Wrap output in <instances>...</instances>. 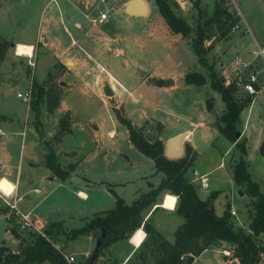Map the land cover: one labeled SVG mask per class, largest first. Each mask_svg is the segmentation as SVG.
<instances>
[{
	"label": "rangeland",
	"instance_id": "obj_1",
	"mask_svg": "<svg viewBox=\"0 0 264 264\" xmlns=\"http://www.w3.org/2000/svg\"><path fill=\"white\" fill-rule=\"evenodd\" d=\"M84 1L0 0L3 7L6 6L10 11L9 22L0 11V30L5 36L14 33V41L21 37L30 38L36 34L40 35V38L47 36L45 33L47 27L54 33L57 40L60 35L65 38L63 25L74 32L70 20H80L84 25L86 23L91 27L93 35L95 33L109 37L107 42L99 39L101 47L90 42L85 45L91 55L98 59L106 70L97 66L90 76H75L78 81H75L72 76L64 75L65 67L58 66L57 63L53 66L59 68L50 75L51 71L47 67L44 50L40 44H35L33 48L29 45H18V52L22 55L17 53L15 45L6 48L3 61L0 63V115H9L14 120L10 122V125L12 124L15 128L13 131H18V135L15 136V145L10 146V149L13 151V164L19 165V167L16 166L17 170L19 168L17 179L16 171L11 178H7L11 182H17L19 195L25 189L35 187L40 189L39 192L31 191L21 200L19 199L18 210L22 213H29L26 211L32 207V203L40 201L34 213H30L31 217L44 223L61 222L68 229L76 228L84 223L81 217L88 216L89 219L97 211L112 208L117 196L131 203L138 194L147 192L151 186L160 183L163 173L155 169L154 162L149 156L130 143L127 127L116 116L114 111L116 108L121 110L122 116L132 125L141 127L146 138L153 140L160 137L164 148L168 143V149H163L166 157L179 158L185 153V144L192 146L196 151V156L186 168L185 177L194 184L197 194L203 199L210 191L216 190L217 194L213 198L215 213L221 215L228 206L229 221L234 229L242 227L246 232H250V213L253 212L251 198L242 187H238L234 182L232 166L242 156L246 164H249L251 176L254 179L258 178L264 184V169L256 166L254 161L258 156L254 142L261 133L264 134V84L260 85L264 83V63H261L260 59L255 61L258 64L256 68L258 83L255 87L259 90L256 94L246 92L243 83L253 68L249 65L244 67L241 62L239 72L235 68L233 71V62L238 58L233 57L234 51L231 49V44H227L224 37L236 28L234 31L236 35L231 34L232 42L239 40L238 34H244L246 39L253 43L251 32L258 37L260 42H264V0H247V2L235 0L236 6L231 0H190V2L185 0L184 8H181L176 1L179 5L178 13L190 26L189 36L174 32L167 26L165 30L146 29V26L138 24V22L144 23L145 19L141 17L131 19L120 10L119 6L123 0H87V4ZM146 1L150 5L149 22L157 23L162 20L155 0ZM216 8L230 11L236 24L239 22L241 13L249 29L246 28L245 32L246 26L242 22L240 25L244 27L240 26L239 32L236 31L238 26H234L221 36L215 24L206 22ZM100 12L108 16L106 23H98L97 18ZM250 22H253V25ZM198 29L204 30L208 35L204 44L206 46L211 44V48L205 55L206 59L213 64L215 72L218 74L224 72L221 76L225 84L227 80L231 81L239 76L242 84L238 89V96L241 98L248 94L254 96L253 105L250 109L244 108L241 111L236 123L237 132L241 133L237 141L245 140L244 154L235 142H231L219 128L222 123L218 117L225 104L220 93L211 87L208 70L206 66L198 62L197 55L190 45L191 38L196 36ZM144 37L147 39L142 43ZM218 39L222 41L218 42ZM115 48L116 50L122 49L124 52L116 55ZM228 48L232 52L225 57L222 54L228 53ZM32 52V59H37L34 68L28 63V54ZM101 55L105 57L104 60H100ZM219 57L221 60L218 59ZM130 59H137L135 61L139 65L150 71L153 70V62L157 61L171 74L166 77L154 76L150 71L140 70L131 65L124 69L123 64L131 62ZM190 71L202 73L206 77V82L203 84L187 83L184 76ZM158 79L164 80V83L156 84ZM32 82L39 83L47 89L38 113L31 108L30 103L16 96L18 91L24 90ZM106 83L114 92L112 96H107L103 92ZM69 84H81L89 90L86 93L77 91L65 93V88ZM56 90L60 92L58 96L54 94ZM64 97L66 100L69 99V102L71 101L72 112L58 110ZM55 99H57V105L52 107ZM208 102L211 104L210 107ZM61 120L68 126L69 131L71 128V131L64 132L61 136L62 139L60 138L61 141L57 148L62 152L57 154L58 157L55 155L56 161L61 163L62 168H66L64 165L66 161L75 164L74 169L66 178L61 179L56 176L55 182H52L47 178L51 174L49 169L44 165L31 166L29 159L34 162L42 160L43 149L38 145L39 140L46 153L45 143L51 145L56 151L54 145L58 142L57 134L62 131ZM5 125L6 123L0 119V128L4 132L7 129ZM23 130L25 132L24 147H22L21 132ZM186 130H191V133L189 138L186 136L182 140L181 153L171 154L170 137L175 133L186 132ZM66 152H73V154L66 157ZM59 181L65 184L64 187L56 186ZM28 183H30L29 186ZM67 188L87 189L90 193L88 203L95 200L99 206L92 208L93 206L88 204L85 211L80 210L79 203L73 199L77 197L72 194V189ZM239 190H242V193ZM46 194L48 196L44 198ZM4 200L10 201L11 199L0 193V207L5 206L10 210ZM175 201V195L166 193L163 197V192L160 193L156 204L161 202V207L152 217L157 228L153 226L170 242L175 239L177 227L184 222L181 215L174 210L169 211L176 206ZM22 208L27 210H22ZM5 217V214L0 212V243L13 248L18 238L9 229H5L7 224ZM10 218L12 220L8 218L10 224L8 227L12 225L15 230L19 231V235L23 236L24 243L18 246L21 250L25 243L33 240L35 231L22 230L19 224L15 223L12 215ZM36 222L42 231L48 226L42 225L37 220ZM84 238L86 237L78 236L70 239L64 250L66 254L71 251L75 252L71 254L76 259L74 264H89L90 262V259L87 261V257L80 253L87 247ZM94 238L96 242L97 237ZM50 239L55 242L56 236ZM258 239L262 240V236ZM141 240L142 234H139L134 242L139 243ZM119 244L124 245L125 242L119 241ZM111 246L112 244L103 247L99 253L101 255L97 256L92 264H105L108 256L111 255ZM119 246L115 248L116 255H122ZM232 253L231 244L216 241L211 243L195 260L196 264H231L234 260L238 264ZM119 262L120 264L126 262V264H131V260L124 263ZM41 264H46V262ZM260 264H264V253L261 254Z\"/></svg>",
	"mask_w": 264,
	"mask_h": 264
},
{
	"label": "trees",
	"instance_id": "obj_2",
	"mask_svg": "<svg viewBox=\"0 0 264 264\" xmlns=\"http://www.w3.org/2000/svg\"><path fill=\"white\" fill-rule=\"evenodd\" d=\"M155 3L172 31L189 36L190 26L178 13L179 5L175 0H155ZM206 22L215 24L221 36L236 24L235 18L224 8H216ZM207 39L206 32L198 29L196 36L191 38L190 45L197 55L198 62L206 66L211 87L220 93L225 104L224 110L218 117L222 123L219 128L231 142H235V145L244 154L245 140L237 141L239 137L236 136L238 131L236 123L241 111L252 102L253 95L248 94L241 98L237 94L241 85L240 81L235 78L225 84L221 74L215 72L213 64L209 63L205 56L211 48V44L208 46L204 44V40ZM10 45H12L10 41L0 37V63L3 61L6 48ZM50 75L52 74L50 73ZM184 80L187 83L203 84L206 82V77L200 72L190 71L185 74ZM163 83L162 79L156 80L158 85ZM31 84L33 98L30 101V106L38 113L47 89L36 82ZM59 93L57 90L54 92L55 96H58ZM56 105L57 99L54 100L52 107ZM208 106H211L209 102ZM114 111L126 125L130 143L153 160L155 169L162 172L163 177L157 186H151L147 192L140 194L131 203H126L123 198L117 196L112 208L94 214L80 227L63 232L66 238L74 239L80 235L92 233L98 239L104 230L105 237L97 253L100 256L99 253L103 247L122 239H128L137 229L142 228L145 237L127 260H131V264H196L195 258L216 241H225L232 245V256L238 261V264H260L261 254L264 253V193L259 184L251 179L247 164L242 156L233 164L232 171L234 182L242 187L251 198L253 212L250 213V232H246L242 227L234 229L229 221L228 206L221 215L215 213L213 198L217 194L216 190L210 191L203 199L197 194L194 184L185 177L186 168L196 156V151L192 146L185 144L183 156L168 158L163 153L164 145L160 137L149 140L143 135L141 127H135L122 116L121 110L114 108ZM60 125L62 131L57 134V140L68 130V126L62 120ZM45 147L47 149L45 165L51 169L54 175L61 179L66 178L74 165L69 164L66 168L60 167L56 161L53 147L48 143H45ZM257 151L264 157V139L259 144ZM162 192L176 196L174 211L184 218V222L175 231L173 242L164 238L150 220L144 217L145 209L155 206L157 196ZM7 211V207H0V212ZM59 227L60 222L48 224L43 230L44 235L35 232L33 240L25 243L21 250L18 248L15 252L0 244V264H41L45 261L50 264H67L50 239L54 232L59 231ZM9 230L19 239V244L24 243L23 236H20L13 226L9 227ZM139 234L142 233H137L134 239H137ZM259 236H262V240L258 239ZM93 252L94 248L87 261ZM108 264L120 263L114 260Z\"/></svg>",
	"mask_w": 264,
	"mask_h": 264
},
{
	"label": "crops",
	"instance_id": "obj_3",
	"mask_svg": "<svg viewBox=\"0 0 264 264\" xmlns=\"http://www.w3.org/2000/svg\"><path fill=\"white\" fill-rule=\"evenodd\" d=\"M93 1V0H92ZM130 1V0H123L119 6L120 10L124 12V7L125 5L127 4V2ZM145 2V5H146V14L145 15H142V16H128L131 17V19H134V18H143L145 19L144 20V23H141V22H138L139 25H143V26H146L145 28H158V29H166L165 27L167 26L169 29V25L166 23V21L164 20V18L162 17V20H160L159 22L157 23H150L149 22V18H148V13L150 12V5L148 3V1L146 0H143ZM179 3V5L181 6V8H184L185 6V0H175ZM187 1V0H186ZM243 2H247V0H242ZM190 2V0L188 1ZM85 4H87V0L84 1ZM0 11L3 12L4 14V17H6V20L7 22L10 21L9 19V9L4 6L3 7V3H0ZM230 12V11H229ZM125 13V12H124ZM239 16V14H238ZM241 17V18H240ZM61 20H62V16H60ZM99 18V17H98ZM98 18H97V21H98ZM71 21V25H72V29L74 30V32L70 31L67 29V27L65 25H63V30H64V33L66 34L65 35V38L63 35H60V37L58 38V40L56 39V37L54 36V33L50 30L49 27H47L45 33L47 36H43L40 38V35L36 34L35 36H32V37H28V38H25V37H21L19 38L18 40H13V37H14V33L10 34V35H7L5 36L4 33L0 30V37L6 39L7 41H10L11 44L14 46H17V45H29V46H33L35 44H40L42 46V49L44 50V55H45V58H46V64H47V67L48 68H51V67H54L55 68V71L59 68L57 66H53L54 63H57L58 66H62V67H65V73L64 75H69V76H72L74 78L75 81H78V78H76L75 76H83L85 77L86 75L90 76V74L96 70L97 66H101L102 68L105 69V67L100 63V61L96 58H94L91 53L88 51V49H86V46L87 43H92L96 46H100L101 47V43H99V39H102V41H106L109 40V37H106V36H100L98 34H95L94 35L92 34L91 32V27L87 26V24L85 23L82 24V22L80 20H70ZM108 21V16H107V19L103 22H99V24H103V23H106ZM238 24H235V26H238V30H236L237 32H239V29H240V26H243V25H240V23L243 22V24L246 26L245 27V32H246V28L249 29L248 25H247V22L246 20L242 17L241 13H240V16H239V20H238ZM251 21V20H250ZM251 24L253 22H250ZM253 25V24H252ZM251 25V26H252ZM244 27V26H243ZM234 28V27H233ZM232 29V28H231ZM236 28L232 29V31L230 32V34H228L227 36L224 37V40L225 42H227V44H231V49L232 51H234V55L233 57H236L238 58V60L240 62H243L245 64H249V66H252V70H256L258 64L255 62L256 59H260L255 51H256V48L258 45H263L264 42H260L258 37L254 35V33L251 32V37H252V41H249L246 39V37L244 36V34H238V38L239 40L237 42H232L231 41V34H235L234 31H235ZM250 32V31H249ZM236 35V34H235ZM236 37V36H235ZM214 38V37H213ZM42 39V40H41ZM147 39L146 37H144L142 43L144 42V40ZM129 40V39H127ZM134 40H137V39H134ZM217 41V40H216ZM222 41V39H218V42ZM231 41V43H229ZM142 43L140 45H142ZM249 45H251L249 47ZM57 50L55 52H51L50 50ZM117 48H115V54L116 55H120V53H123L124 51L122 49H118L116 50ZM228 53H224L222 55H225V57L227 56V54H231V50L228 48L227 49ZM33 53V52H32ZM83 55V56H81ZM165 56H167V54H165ZM224 57V56H223ZM224 57V58H225ZM29 58V57H28ZM105 57L103 55H101L100 57V60H104ZM219 60L220 57L218 58ZM30 60V58H29ZM34 60L35 62V66H36V62H37V59H32ZM132 60L131 62H127L125 64H123V68L124 69H127L128 66H132V67H137L138 69H143V70H146L144 66H141L139 65V63H137L135 60L137 59H130ZM236 59L234 60L233 62V71H234V68L236 69L235 67V64H236ZM261 61V60H260ZM262 63V61H261ZM153 72L150 71V70H146V71H150L151 74H153L154 76H159V77H166V76H169L171 73L167 72V69L164 68L163 66H161V64L157 61L156 62H153ZM220 65H222L220 63ZM34 66V67H35ZM85 66V68H84ZM32 67V68H34ZM239 70L241 69V66H239L238 68ZM85 70V71H84ZM106 70V69H105ZM224 71V70H223ZM231 72V71H230ZM232 73V72H231ZM235 73V72H233ZM221 75H224V72H222ZM62 81H60L61 83ZM264 83H260V85H263ZM262 87V86H261ZM89 89L86 87V86H83L81 84H78V85H71L69 84L68 86H66L65 88V93H71V91H77V92H80V93H86ZM254 97V96H253ZM68 99V97H67ZM253 105V100L252 102L246 107V108H251V106ZM72 108H73V105L71 103V101L69 102V99L66 100V97H64V99L61 100V107L58 108V110H70L72 112ZM224 110V109H223ZM73 115V114H71ZM220 116V115H219ZM0 119L2 121H4L6 123L5 127L7 128L6 129V132H4L1 128H0V135H3V137H0L1 139V142H0V185L2 184H5L9 189H10V192L12 190H14V198L16 199V207L18 208L19 206H17L18 204V200L22 199V197H25L26 194L30 193L31 191L33 192H39L40 189L38 187H35V188H29V189H25L22 191V193L19 195V190H18V185H17V182H11L7 177H12V175L15 173L16 171V179H17V176H18V172H19V168L17 170L16 166L19 167V165H15L13 164V160H14V156H13V151L12 149H10L11 147L10 146H14L15 143H16V140H15V136L18 135V131H13L15 130V128H13L12 124L10 125V122H13L14 120L9 116V115H0ZM9 127H8V125ZM244 125L246 126V124L244 123ZM70 131H71V128H70ZM69 129L66 131V132H70ZM22 132V136H23V139H22V147H24L23 145V142H25V138H24V130L21 131ZM186 133H187V136L189 138V134L191 133V130H186ZM176 134L178 133H175L174 135H172L170 138H172L173 136H175ZM26 136V134H25ZM62 139V137H61ZM61 139L58 140V142L55 143L54 147L56 148L55 150V155L58 157V153L59 152H62V150L58 151V144L59 142L61 141ZM246 139V137H245ZM264 139V134L261 133L259 135V138H257V140L254 142L256 144L255 148L258 150V146L259 144L261 143V141ZM39 140V138H38ZM41 146V148L43 149V157H42V160L40 162H34L32 161L31 159H29V165L31 166H34V165H44L45 167H47L45 165V150L44 148L42 147V145L40 144V140H39V144ZM166 150L168 149V143L166 144ZM164 148V150H165ZM181 151H182V143H181ZM67 155L65 154V156H69V155H72L73 152L69 153V152H66ZM22 155V151L20 153V156ZM257 155L254 159L255 161V165L258 166V167H261L262 169H264V157L260 154H258V151H257ZM75 158V157H74ZM58 160V159H57ZM60 162H58L59 164ZM69 164H75L74 162H67L64 163V165H66L65 167H67V165ZM60 167L61 166V163L59 164ZM48 168V167H47ZM49 171H50V175L47 176V178L49 180H51L52 182L54 181L55 182V177L56 175H54V173L51 171L50 168H48ZM74 169V168H73ZM247 170L250 174V177L251 176V169H249V164H247ZM254 170V169H253ZM256 172V171H255ZM45 179V177H44ZM251 179H254L253 177ZM5 180V181H3ZM254 181H256L258 184H259V187L261 189V191L264 193V184L261 182V180H259L258 178L257 179H254ZM29 182V181H28ZM10 185H9V184ZM30 185V183H28V186ZM64 183L62 182H58L56 184V186L58 187H64ZM157 186V185H156ZM238 186V185H237ZM152 187H155V186H152ZM240 187V186H238ZM151 188V187H150ZM149 188V189H150ZM67 189H72V194L75 195L77 197L76 198H73L77 203H79V209L80 210H83L85 211L86 210V206L89 204V205H92L93 207L92 208H95V206H97L95 200H91L89 203V199H90V193L87 189H81V188H67ZM142 194V193H140ZM138 194L137 197L140 195ZM165 192L163 193V197L165 196ZM48 196V194H46L44 196V198H46ZM136 197V198H137ZM135 198V199H136ZM12 201L13 198H10ZM163 199V198H162ZM110 201V204H111V200L109 199ZM126 202V201H125ZM41 202L38 201V202H33L32 204V207H29L28 210L27 209H24L22 208V210H27L26 212H29L28 214L30 215L34 213V211L38 208L39 204ZM127 203V202H126ZM161 203V202H160ZM160 203L159 204H156L155 206H158L157 208H155V206L151 207V208H148L146 209V211H144V217L145 219H149L150 222L157 228V225H155L154 221H153V214L158 210L160 206ZM175 204H176V201H175ZM99 206V204H98ZM97 206V207H98ZM175 208V207H174ZM173 209H169V211H173ZM166 209V208H165ZM168 209V208H167ZM107 210V209H106ZM105 209L104 210H100V211H97L94 214L96 213H99V212H104L106 211ZM13 211L12 210H8L7 212H4L5 214V219L7 220V224L5 225V229L8 230L9 227L8 225L9 222H8V218L10 220H12L10 218V215H12V217L15 219L14 217V214L12 213ZM92 215V216H93ZM91 218V217H90ZM89 218V219H90ZM35 219V218H34ZM38 221L40 222L42 225H48L52 222H49V223H44L42 222L41 220L39 219H35V221ZM81 220H84L83 222L85 223L86 220H88V216H84V217H81ZM83 223V224H84ZM82 224V225H83ZM81 225V226H82ZM12 226V225H11ZM71 229V228H70ZM59 231H56L53 233V235L51 236L54 237L56 236V239H55V242L52 241L53 245L56 247V248H61L63 251L65 250V248L68 246V242L70 239L66 238V236L63 234V232H66L68 231L69 229L68 228H65L62 223L60 222V227L58 229ZM17 232H19L17 230ZM141 232L142 233V240L144 239L145 237V232L143 231L142 228H139L135 231V233L128 239H122V240H119V241H122V242H125L124 245L122 244H119V241L115 242L112 244L111 248H110V251H111V255L108 256V260L105 262V264H108L109 262L111 261H114V260H119L121 261L122 263L126 262L129 257L132 255L133 251L140 245V243L142 242V240L137 243V242H134V236ZM80 236H84L86 238L85 239V242L87 243V247L86 249H84L83 251H81L80 253L84 256L85 253H90L92 251V249L94 248V245H95V238L93 236V234H88V235H80ZM18 240V239H17ZM14 243V247L11 248L9 245H6L4 243H0V244H3L4 246H7L8 248L12 249V251L15 250L16 248V251L18 250V246L20 245L19 244V240L18 242ZM52 240V239H51ZM120 245V246H119ZM119 246L122 250V255H116L115 253V248ZM113 250V251H112ZM69 255L70 254H75L74 251H71L68 253ZM102 258V257H101ZM117 261V262H119ZM46 264H50L48 261H45ZM44 262V263H45ZM120 263V262H119Z\"/></svg>",
	"mask_w": 264,
	"mask_h": 264
},
{
	"label": "built area",
	"instance_id": "obj_4",
	"mask_svg": "<svg viewBox=\"0 0 264 264\" xmlns=\"http://www.w3.org/2000/svg\"><path fill=\"white\" fill-rule=\"evenodd\" d=\"M235 6H236V1L235 0H231ZM107 19V15L104 12H100L99 13V18L98 21L99 22H103ZM256 55L260 58V60L264 63V44L263 45H258L255 51ZM33 57V56H32ZM32 57H29L30 60H28L29 65L31 67L35 66V62L34 60H32ZM241 64V62L239 60L236 61V70L237 72H239V65ZM242 65L244 67H247L249 64H245L242 63ZM237 79L239 80L240 77L237 76ZM240 81V80H239ZM230 81L227 80V84ZM241 83V81H240ZM258 83V76H257V72L255 70H252L251 72L248 73L246 81H244L243 83V87L244 90L250 94H256V92L259 90L257 89L255 86ZM242 84V83H241ZM16 96L18 98H21L23 101L27 102L28 104L30 103V101L33 98V88H32V84H30L28 87H26L24 90L18 91L16 93ZM1 133V131H0ZM1 178V177H0ZM0 193H2L5 197H10L13 198L12 201H8V200H4L9 207L10 210H12L14 217H15V223L19 224L20 228L22 230H34L36 233L44 235V232L42 230L39 229V227L37 226V222L35 221V219L33 217H31L28 213H22L18 210V208L16 207V199L14 198V190H12L9 194H5V192H3L2 190H0ZM59 250V252L61 253V255L63 256V258L65 259V261L67 262V264H74L76 263V259L74 255H69L66 254L63 250L57 248ZM89 253H85L84 257L88 258Z\"/></svg>",
	"mask_w": 264,
	"mask_h": 264
},
{
	"label": "water",
	"instance_id": "obj_5",
	"mask_svg": "<svg viewBox=\"0 0 264 264\" xmlns=\"http://www.w3.org/2000/svg\"><path fill=\"white\" fill-rule=\"evenodd\" d=\"M124 12L126 14H128L129 16H142V15H145L146 14L145 2L143 0H130L125 5ZM50 71H51V74H54L55 73V68L51 67ZM61 84H63V82H61ZM103 92L107 96H112L113 93H114L112 88L110 87V85L108 83H106L104 85ZM240 134H241L240 132H236V136L237 137H239ZM186 136H187V133L183 132V133L176 134L175 136H173L170 139L169 150H170L171 154L176 155V154H180L181 153V143H182V140L184 138H186ZM239 192L242 193V190H239ZM104 237H105V232H104V230H102L100 237L95 242L94 252L91 255L89 264H92L93 261L97 258V256H98L97 253H98V250H99V246L102 244ZM15 251H16V248H15L14 252ZM231 264H237V263L234 260V261L231 262Z\"/></svg>",
	"mask_w": 264,
	"mask_h": 264
},
{
	"label": "bare ground",
	"instance_id": "obj_6",
	"mask_svg": "<svg viewBox=\"0 0 264 264\" xmlns=\"http://www.w3.org/2000/svg\"><path fill=\"white\" fill-rule=\"evenodd\" d=\"M17 46H16L17 53L21 54V53L18 52ZM24 55H27V54H24ZM32 56H33V53L32 54H28V57H32ZM0 190L4 191L5 194H9L10 193V189L5 184L0 185Z\"/></svg>",
	"mask_w": 264,
	"mask_h": 264
}]
</instances>
